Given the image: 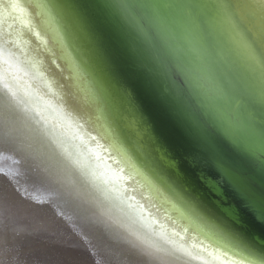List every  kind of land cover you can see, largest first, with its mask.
Here are the masks:
<instances>
[{"label":"water","instance_id":"obj_1","mask_svg":"<svg viewBox=\"0 0 264 264\" xmlns=\"http://www.w3.org/2000/svg\"><path fill=\"white\" fill-rule=\"evenodd\" d=\"M18 1L127 169L191 229L264 261V12L250 0ZM58 219L0 217V264H132Z\"/></svg>","mask_w":264,"mask_h":264},{"label":"bare ground","instance_id":"obj_2","mask_svg":"<svg viewBox=\"0 0 264 264\" xmlns=\"http://www.w3.org/2000/svg\"><path fill=\"white\" fill-rule=\"evenodd\" d=\"M250 1L264 12V0ZM0 6L11 19L22 25L28 40L21 37L24 45L33 47L35 42L49 65H56L54 59H46L42 51L44 44L39 41L37 29L28 21L21 3L0 0ZM0 39L3 40V35ZM2 42L0 54L6 57L15 47L8 41ZM22 54L34 59L32 52L25 50ZM16 59L19 68L12 65L24 72L31 82L36 81V72L23 67L19 57ZM51 67L52 85L57 92L60 91L63 110L82 132V141L47 124L46 117L37 118L33 93L30 98L23 92V97L19 96L22 101H18L0 86V182L9 183L16 189L13 191L0 185V217L16 218L34 227H55L64 221L58 219L59 213L77 224L80 230L102 238L117 253L130 256L132 264H264V261L246 257L235 249L231 248L234 253L216 245L202 230L191 229L164 207L155 192L139 181L112 151L113 148L96 133L83 108L78 106L82 100L78 97L77 87L69 90L58 70ZM28 109L34 116L27 112ZM88 137H92L107 156L109 163L100 164L105 166L109 176L103 175L89 162L84 140ZM124 186L129 189L125 190ZM32 188L59 205H45L42 200L20 192ZM152 219L169 231L159 230L158 222ZM170 232L177 237H174L176 241L168 237ZM177 240L190 246L200 259H195Z\"/></svg>","mask_w":264,"mask_h":264},{"label":"rangeland","instance_id":"obj_3","mask_svg":"<svg viewBox=\"0 0 264 264\" xmlns=\"http://www.w3.org/2000/svg\"><path fill=\"white\" fill-rule=\"evenodd\" d=\"M1 35H3L4 41L10 42V44L15 48L13 49L14 51H11V53H7L6 57L1 56L0 54V86L9 91L18 101H22L20 97L22 96L23 92L30 98V93H33L36 97L35 105L37 107L35 106V108L37 109V118L41 119L46 117L47 124L52 125L53 127H58L63 132H67L71 134V136L82 141V132L79 128H77L78 125L73 122L69 115L63 110L64 107L61 105L63 101L61 100V94H59L60 91L57 92V90H55L52 85L53 83L51 77L53 74L51 73V65H49L48 61L45 60L44 55L40 52V49L35 42L33 43V47L24 45L22 42L24 40H22L21 37L26 39L27 42L28 40L26 38V33L23 31L22 25L18 24L15 19H11L7 12L0 6V38ZM3 40L0 39V45L1 43L3 44ZM25 50L29 53L32 52L31 55L34 57V59H31L28 55H23L22 51ZM16 57H19L23 67H26L29 70L32 69V72H36L37 76H35L37 79L34 77L36 81L31 82L24 72L17 69L19 68V64L17 63ZM12 63L16 65L17 68L12 65ZM27 112L34 116V113L31 110L28 109ZM84 140L87 142L85 149L87 152L86 156L89 158V162L92 163L93 167L99 168L103 175L109 176L108 170L105 168V166L100 164L103 162L109 163L107 156L97 146L96 142H94L95 140L92 139V137H88V139ZM123 184L126 183L123 182ZM124 188L125 190L129 189L128 186H124ZM133 198L136 200V202H139V199L135 197ZM151 213H153V215L156 214L153 211H151ZM152 220H154V222H158L156 225L158 226L159 230H162L165 233L169 231H167L166 228L163 227V224H161L159 221L155 219ZM168 237L174 241H176L175 238H177L172 232L168 234ZM178 242H180L179 244L182 245L181 247L184 248L194 258L198 257L200 259L199 255L197 256L190 246L183 243V241L177 240V243Z\"/></svg>","mask_w":264,"mask_h":264}]
</instances>
